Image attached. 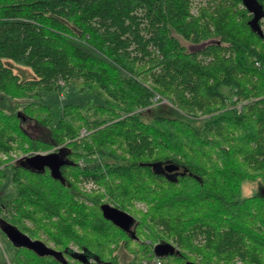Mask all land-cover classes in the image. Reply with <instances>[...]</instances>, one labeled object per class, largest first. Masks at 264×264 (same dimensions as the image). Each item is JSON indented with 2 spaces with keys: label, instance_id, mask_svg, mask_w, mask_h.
<instances>
[{
  "label": "trees",
  "instance_id": "trees-1",
  "mask_svg": "<svg viewBox=\"0 0 264 264\" xmlns=\"http://www.w3.org/2000/svg\"><path fill=\"white\" fill-rule=\"evenodd\" d=\"M262 25L264 0H0V103L12 102L0 104V153L58 146L65 162L55 179L0 157V220L62 256L12 244L11 262L140 264L158 242L177 250L167 264H264ZM179 38L205 45L187 51ZM59 82L91 101L66 100L54 119L39 99ZM161 100L167 114L144 115ZM26 121L48 139L29 137ZM90 155L100 161L79 164ZM169 163L181 171L162 172ZM86 182L97 188L81 192ZM244 182L261 193L242 196Z\"/></svg>",
  "mask_w": 264,
  "mask_h": 264
},
{
  "label": "rangeland",
  "instance_id": "rangeland-1",
  "mask_svg": "<svg viewBox=\"0 0 264 264\" xmlns=\"http://www.w3.org/2000/svg\"><path fill=\"white\" fill-rule=\"evenodd\" d=\"M205 0H193V3H198V2H204ZM193 12L195 10H192ZM262 30L264 31V25L261 26ZM181 44L187 49V51H193L196 47H203L205 45V43H202L198 46H194V45H190L189 43H187L186 41L180 39ZM4 64L6 66H8L9 68H11V70L19 75L21 80H25V79H33L35 78L33 72L31 71L30 68L26 67V66H22V65H18L16 63H14L13 61L9 60V59H5L4 60ZM59 84L61 85V90L58 93L54 92H50V93H42L41 94V98L39 99V101L44 102L48 105L51 106L52 108V116L54 117V119H57L61 113V107L64 104V102L66 100L68 101H73V102H88L91 101V99L89 98V96H85V97H80L76 90L71 87V86H65L62 82H59ZM226 93L229 95V97L231 99H234L233 96V90L232 89H227ZM72 96H78L75 98H72ZM157 96L154 98V100H157ZM5 101V100H4ZM3 101V102H4ZM0 103L1 105L3 104ZM239 106V105H238ZM12 107V102L11 101H5L4 102V108L6 109H11ZM160 107V108H158ZM21 110V107H19L18 111ZM170 111V108L168 106V104L164 101L161 100L160 102H155L154 107L151 110H148L144 115H146L147 117H152L154 114L157 113H164L167 114V112ZM170 115V113H169ZM23 128L26 132V134L33 138V139H41V140H47L48 138L46 137L47 134V130L44 129L43 127H41L40 125H38L37 123H35L34 121H26L23 124ZM87 132V131H86ZM80 134V133H79ZM87 135V134H86ZM85 135V136H86ZM79 137V135H78ZM84 138V136H83ZM81 140V138L79 139ZM57 150L58 146H52L51 148L45 149V150H38V151H28V152H22L20 150H14V151H10L9 155H4L0 153V157L3 160H8L10 163H15L17 160H19V158L23 157V156H27L33 152H45V151H52V150ZM55 150V151H56ZM84 161L86 163H93L95 160H97V158L95 157V155H90L88 157H85L83 159H80V161ZM103 163V161H101ZM10 184L9 178L7 177L4 181V185ZM2 186V187H3ZM90 186V185H89ZM87 187V185H86ZM91 187V186H90ZM94 187V188H93ZM93 189H96V185H93ZM89 188V187H88ZM81 192L83 193H91L92 189H86L84 186V183L81 185L80 188ZM102 191V190H101ZM5 193L7 196H11L12 193H14V188H12L11 185H7L6 189H5ZM261 193V189L258 185H256L255 183H248V182H244L241 186V195L242 196H249V195H254V194H258ZM105 201H107V197L105 196L102 199V202L105 203ZM109 204H111L109 202ZM136 208L142 209L144 207H142L141 204H137L135 206ZM158 242H155L151 245V251L148 253H144L142 255V258L140 260V264H144L145 262H148L146 260H151L152 258H154L153 252H152V247L154 244H156ZM48 246H52V244H49ZM73 250L77 251V249L75 247H72ZM177 251V250H176ZM15 253V247L11 244L10 240L8 239V237L5 235V233H3V231H1L0 229V264H13L11 262L12 257ZM119 260L121 261H125L128 260L130 258L129 254L123 250V249H119L117 251ZM238 258H233L230 263L228 264H235V261H238ZM145 261V262H144ZM162 261L165 262L166 264L170 262V260L166 259V258H162ZM240 261V260H239ZM194 263H197L194 262ZM198 264V263H197ZM240 264H242V262H240Z\"/></svg>",
  "mask_w": 264,
  "mask_h": 264
},
{
  "label": "water",
  "instance_id": "water-1",
  "mask_svg": "<svg viewBox=\"0 0 264 264\" xmlns=\"http://www.w3.org/2000/svg\"><path fill=\"white\" fill-rule=\"evenodd\" d=\"M22 160L28 167H30L33 170L42 171L44 169H47L55 179L59 178L60 176L59 169L61 166L65 164V162L62 159H60L57 154L54 153H50L47 155L34 154L25 157ZM178 169L179 167L177 165L169 163L163 166L162 172H166L170 174L178 171ZM100 210L102 216L106 220L110 221L112 224H114L115 226H117L122 230H129L133 225L134 218L130 214L124 211H121L108 204H102L100 206ZM0 229L1 231H3V233H5V235L10 240L11 244H13L14 246L17 247L25 246L34 249L40 253H47V254L49 253L62 259V256L59 253L47 248L42 242L32 241L26 235L21 234L18 230H16L14 226H12L11 224L7 223L4 220H0ZM175 252H176V248L170 245H164L162 243H158L154 246V253L157 256H164L165 254L172 255ZM77 257L80 260H82L84 264H89L87 259L82 254L77 255ZM182 264H197V263L186 261Z\"/></svg>",
  "mask_w": 264,
  "mask_h": 264
},
{
  "label": "built area",
  "instance_id": "built-area-1",
  "mask_svg": "<svg viewBox=\"0 0 264 264\" xmlns=\"http://www.w3.org/2000/svg\"><path fill=\"white\" fill-rule=\"evenodd\" d=\"M256 65H257V63H256ZM80 134H79V139L80 138H82L83 136L85 137V135L86 134H88L87 132H86V130H84V129H81L80 130V132H79ZM56 150V149H55ZM55 150H50V151H45V152H33V153H31V154H29V155H27V156H23V157H21V158H19V160L20 159H23V158H25V157H28V156H30V155H34V154H40V155H47V154H50V153H54L55 152ZM95 157L97 158V160H99L100 161V158L98 157V155H95ZM18 161V160H17ZM85 162L84 161H79V164H81V165H83ZM86 185H87V187H86ZM91 187H93V183H91V182H86V183H84V186H85V188L86 189H93V188H91ZM89 187V188H88ZM157 244V243H156ZM156 244H154L153 245V247H152V252H153V255H154V258H152L151 260H146V261H148V262H145L144 264H148V263H151V264H166L165 262H163L162 261V257L161 256H157L156 254H154V246L156 245ZM236 263L235 264H240V262L241 261H235Z\"/></svg>",
  "mask_w": 264,
  "mask_h": 264
},
{
  "label": "flooded vegetation",
  "instance_id": "flooded-vegetation-1",
  "mask_svg": "<svg viewBox=\"0 0 264 264\" xmlns=\"http://www.w3.org/2000/svg\"><path fill=\"white\" fill-rule=\"evenodd\" d=\"M181 170H180V168L178 169V171H176V172H173V173H171V174H177L178 172H180ZM263 193H264V191H263Z\"/></svg>",
  "mask_w": 264,
  "mask_h": 264
}]
</instances>
